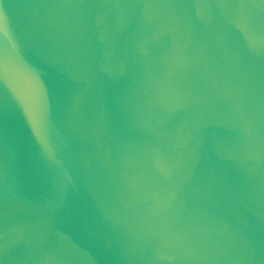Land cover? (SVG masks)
<instances>
[{
	"label": "water",
	"instance_id": "95a60500",
	"mask_svg": "<svg viewBox=\"0 0 264 264\" xmlns=\"http://www.w3.org/2000/svg\"><path fill=\"white\" fill-rule=\"evenodd\" d=\"M0 264H264V0H0Z\"/></svg>",
	"mask_w": 264,
	"mask_h": 264
}]
</instances>
